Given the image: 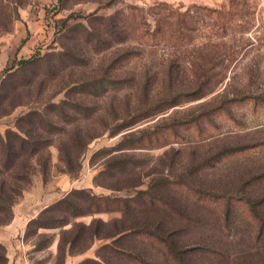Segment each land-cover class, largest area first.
Instances as JSON below:
<instances>
[{
    "label": "rangeland",
    "instance_id": "rangeland-1",
    "mask_svg": "<svg viewBox=\"0 0 264 264\" xmlns=\"http://www.w3.org/2000/svg\"><path fill=\"white\" fill-rule=\"evenodd\" d=\"M1 1L14 21L0 31V136L34 149L13 170L27 180L0 177L6 193L23 189L14 208L81 190L135 199L154 186L177 212L139 218L162 220L178 261L151 242L137 243L139 261L115 263L264 264V0ZM69 199L41 223L88 211L83 196ZM93 218L123 219L77 221ZM37 228L28 244L42 249L50 236ZM81 232L77 253L93 238ZM110 242L79 257L97 260Z\"/></svg>",
    "mask_w": 264,
    "mask_h": 264
},
{
    "label": "trees",
    "instance_id": "trees-1",
    "mask_svg": "<svg viewBox=\"0 0 264 264\" xmlns=\"http://www.w3.org/2000/svg\"><path fill=\"white\" fill-rule=\"evenodd\" d=\"M0 13H2V18L0 19V31L4 29L6 31V26L14 21V18L11 15V6L0 2ZM3 31V32H4ZM31 63V62H30ZM29 62L22 63V66H26L30 64ZM18 69H9L8 70V78L6 79V84H9L10 79L13 78V75H10L11 72H17ZM6 73V72H5ZM6 75V74H5ZM202 98V97H198ZM195 100V99H193ZM199 100V99H196ZM195 100V101H196ZM180 103H173L169 105L165 110H170L176 108ZM205 115V114H204ZM135 136L134 133L126 134L124 137V141L129 137ZM17 146L11 144V140L7 138H3L0 136V152L4 159L0 161V177L3 174H7L8 172L12 173V180L14 182H21L27 180L29 177V173H25V176L19 177L17 176V172H14V167L19 165V162L24 158V154H27L30 149H33V145L26 138L21 136H17ZM48 148V147H47ZM34 150V149H33ZM134 151L136 148L134 146L128 147L124 149V151ZM174 183V182H173ZM171 183V185L173 184ZM9 184L2 177L0 179V213L9 212L11 213V219L4 223L0 221V228L9 224L13 218L12 210L14 208L15 201L22 196L23 189H20L18 192L16 191L13 195L6 193V187ZM134 189V188H133ZM74 195H80L85 198V202L89 204L88 211L80 214L79 216H74L72 220L58 223L54 225H45L43 222V218L51 212L58 211L62 206L69 204V198ZM139 197L143 198H135V199H124V200H114L109 197H97L88 191H77L75 193L70 194L65 200H62L55 206L46 210L44 213L40 215L35 221H33L27 232V239L29 237L30 228L34 225H38L35 236H41L38 234L39 230H53L57 229L61 232V240L59 244V259L60 261L64 260V257L67 252H70L74 255L82 254L95 245L98 241H111L110 243L102 244L99 250L97 251V260H86V264H117L118 260L121 258H127L129 261L135 260L139 261V255L137 252V243H145V244H160L166 246L171 255L175 257L178 261V250L175 244V241H168L164 238L165 234L161 231V222L160 219L155 223V226H151L145 222L142 223V220L139 218L140 215L148 216L155 215L156 217L161 216H169L167 212H169L170 216L173 215L174 212H177L176 209L171 205L172 201L169 198H166L158 193L154 189V186L149 187L148 191H142L138 194ZM118 204L116 208H111V204ZM162 204L159 206L158 204ZM101 204V205H100ZM105 206L103 209H100L99 206ZM92 207V209H91ZM179 212V210H178ZM101 213L106 214H116L120 213L123 219H115V221L105 222L102 220L96 219L90 224L85 225L83 223L76 222L77 219L84 218L87 216H95L100 215ZM131 213V214H130ZM180 213V212H179ZM231 214V208H228L227 215ZM103 227L107 229H111L112 232H109V235L101 236V230ZM81 229L86 231H93L92 242L85 247V250L82 252H76L78 243L82 237ZM105 229V230H107ZM260 230V229H259ZM262 232L264 233V228H262ZM260 234V233H259ZM172 238V237H171ZM51 242V241H50ZM49 242V244H50ZM48 244V245H49ZM46 248V247H45ZM43 249V248H42ZM35 250L37 249L35 247ZM0 264H8L7 254L5 248L0 244Z\"/></svg>",
    "mask_w": 264,
    "mask_h": 264
},
{
    "label": "crops",
    "instance_id": "crops-1",
    "mask_svg": "<svg viewBox=\"0 0 264 264\" xmlns=\"http://www.w3.org/2000/svg\"><path fill=\"white\" fill-rule=\"evenodd\" d=\"M62 200H59V202ZM59 202L44 203L34 212L29 209L30 204H20L13 208L11 222L0 228V244L6 250L8 264H80L81 261L90 259L87 255L85 257L82 256L83 258L79 257L84 254L74 255L67 252L64 260L60 261L59 244L61 232L57 229L39 230V235L45 233L50 236L51 242L46 248L35 250V246L28 244L27 232L30 224ZM76 222L81 223L82 221ZM85 254H89V251Z\"/></svg>",
    "mask_w": 264,
    "mask_h": 264
}]
</instances>
